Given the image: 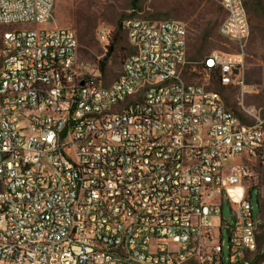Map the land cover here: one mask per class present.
Wrapping results in <instances>:
<instances>
[{
    "label": "built area",
    "instance_id": "obj_1",
    "mask_svg": "<svg viewBox=\"0 0 264 264\" xmlns=\"http://www.w3.org/2000/svg\"><path fill=\"white\" fill-rule=\"evenodd\" d=\"M215 1L218 34L239 51L200 69L243 86L244 1ZM55 2L0 0V264H264L245 185L264 168L260 112L237 116L185 81L177 21L124 22L132 51L103 86L76 32L47 27Z\"/></svg>",
    "mask_w": 264,
    "mask_h": 264
},
{
    "label": "rangeland",
    "instance_id": "obj_2",
    "mask_svg": "<svg viewBox=\"0 0 264 264\" xmlns=\"http://www.w3.org/2000/svg\"><path fill=\"white\" fill-rule=\"evenodd\" d=\"M138 1V2H137ZM248 7L250 32L243 44L246 54L244 85L222 87L213 75L200 69L202 60L213 52H234L218 34L225 14L215 0H56L53 19L47 27L71 29L78 37V61L89 74L103 86L114 83L121 72L123 59L131 53L124 22L132 19L151 22L177 21L188 31L184 79L189 84L203 85L218 93L226 107L242 116L246 108H254L264 118V0L256 7ZM107 28L111 35L108 44L98 38V30ZM22 29L36 26H20ZM8 29V28H5ZM113 48L111 56L107 55ZM106 60L102 73L100 64ZM251 190L254 215L258 216L259 246L264 244V168L258 167L255 176L246 182ZM221 216L228 219L230 209L223 204ZM228 236H223L224 256L227 253Z\"/></svg>",
    "mask_w": 264,
    "mask_h": 264
},
{
    "label": "trees",
    "instance_id": "obj_3",
    "mask_svg": "<svg viewBox=\"0 0 264 264\" xmlns=\"http://www.w3.org/2000/svg\"><path fill=\"white\" fill-rule=\"evenodd\" d=\"M244 1V6H245V9H246V12H247V15H248V7L250 8L252 4H250L251 2L254 4L255 3V6L258 7L257 5L260 4L261 0H243ZM138 2V1H137ZM113 53V48L110 47L108 52H107V55L108 56H111ZM106 69V60L102 61L101 64H100V71L103 73Z\"/></svg>",
    "mask_w": 264,
    "mask_h": 264
},
{
    "label": "water",
    "instance_id": "obj_4",
    "mask_svg": "<svg viewBox=\"0 0 264 264\" xmlns=\"http://www.w3.org/2000/svg\"><path fill=\"white\" fill-rule=\"evenodd\" d=\"M84 83H85V81H83V82L81 83V85L83 86V85H84Z\"/></svg>",
    "mask_w": 264,
    "mask_h": 264
}]
</instances>
